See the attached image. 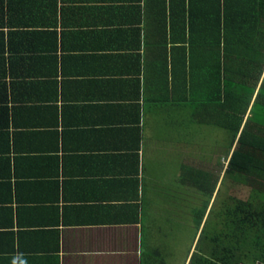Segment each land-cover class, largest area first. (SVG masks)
Instances as JSON below:
<instances>
[{
  "label": "crops",
  "instance_id": "obj_1",
  "mask_svg": "<svg viewBox=\"0 0 264 264\" xmlns=\"http://www.w3.org/2000/svg\"><path fill=\"white\" fill-rule=\"evenodd\" d=\"M162 2L0 0V264L190 263L201 52Z\"/></svg>",
  "mask_w": 264,
  "mask_h": 264
},
{
  "label": "trees",
  "instance_id": "obj_2",
  "mask_svg": "<svg viewBox=\"0 0 264 264\" xmlns=\"http://www.w3.org/2000/svg\"><path fill=\"white\" fill-rule=\"evenodd\" d=\"M162 1L169 7L163 36L174 45L182 40L190 55L201 52L198 72L189 68L184 75V101L199 112V129L212 127L229 138L226 165L214 157L185 165V180L207 197L190 205L201 230L189 264H264V0ZM207 47L213 53L203 59ZM221 175L248 187L249 198L219 192Z\"/></svg>",
  "mask_w": 264,
  "mask_h": 264
},
{
  "label": "rangeland",
  "instance_id": "obj_3",
  "mask_svg": "<svg viewBox=\"0 0 264 264\" xmlns=\"http://www.w3.org/2000/svg\"><path fill=\"white\" fill-rule=\"evenodd\" d=\"M189 127H190V129L192 128L191 125H189ZM192 129L195 130V128H192ZM197 129H198V133L196 134L197 135L196 136V142L197 143L194 146V148L192 146L189 149L187 148L188 150H190L189 155L190 156L194 155L193 157L196 158L197 160L201 159L200 160L201 162H205V161H207V159H210L209 162L213 163L215 160L219 159L221 165H223V166L226 165V162H227L228 157H229V156L225 155V154H227V151H228V145H226V143L229 142L227 132H225V131L214 132L212 127H209V128L201 127L200 129L199 128H197ZM191 140H192V138L185 139V141H190V142H191ZM215 142L218 144L215 145ZM224 144H225V146H223ZM234 145H235V143H234ZM223 147H225L227 151H225V148H223ZM223 150H224V152H223ZM230 152H231V150H230ZM213 157L215 159L214 161H213ZM172 165H174V164H172ZM210 172H212V171H210ZM188 191H190L189 194H187ZM188 191L185 193L186 194L185 201L186 200L190 201L194 197L197 199V196H200V200L201 199H204V200L207 199V197H205V196L202 197V195L198 191H196L195 188L193 190H191V188H189ZM191 191L193 192L194 196L191 195L192 194ZM218 191L221 193H224L226 195H233L235 197H238V198L244 199V200L249 198V195H250L248 187L236 182L234 179L229 177V175H227V177H225V175L222 177V175H221V179L219 180V184H218ZM213 198H215V196ZM213 200L214 199H211V202H212L211 205L212 206L214 204ZM198 204L200 205L199 202H198ZM188 228H189L188 224L185 225L186 236L183 238V244L181 243V247L183 246L184 255H186L187 249H189V245L191 242L190 237L187 234ZM195 245H196V243L194 244V248H195Z\"/></svg>",
  "mask_w": 264,
  "mask_h": 264
}]
</instances>
